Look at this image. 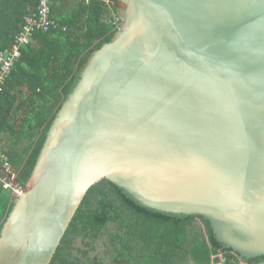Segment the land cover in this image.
I'll return each instance as SVG.
<instances>
[{
  "label": "water",
  "instance_id": "1",
  "mask_svg": "<svg viewBox=\"0 0 264 264\" xmlns=\"http://www.w3.org/2000/svg\"><path fill=\"white\" fill-rule=\"evenodd\" d=\"M117 9L121 27L83 66L1 228L0 264H51L103 179L205 217L241 261L264 264V0Z\"/></svg>",
  "mask_w": 264,
  "mask_h": 264
},
{
  "label": "trees",
  "instance_id": "2",
  "mask_svg": "<svg viewBox=\"0 0 264 264\" xmlns=\"http://www.w3.org/2000/svg\"><path fill=\"white\" fill-rule=\"evenodd\" d=\"M117 1L82 0L68 12L52 0L51 17L59 26L36 32L21 48L0 93V168L9 162L21 187L83 66L121 27ZM38 3L0 0V50L12 46ZM16 200L0 183V231ZM221 254L225 264L241 261L205 217L148 207L103 179L88 191L51 264H217ZM246 260L257 264L262 257Z\"/></svg>",
  "mask_w": 264,
  "mask_h": 264
},
{
  "label": "built area",
  "instance_id": "3",
  "mask_svg": "<svg viewBox=\"0 0 264 264\" xmlns=\"http://www.w3.org/2000/svg\"><path fill=\"white\" fill-rule=\"evenodd\" d=\"M52 0H39L34 11L25 16L20 33L9 49L0 50V93L11 74L16 61L21 57V48L28 44L38 31L48 32L59 26V22L51 17ZM0 183L4 188L10 189L12 195L19 196L18 187H23L16 181V174L10 163H4L0 168ZM17 193L19 195H17ZM238 264V263H235Z\"/></svg>",
  "mask_w": 264,
  "mask_h": 264
},
{
  "label": "crops",
  "instance_id": "4",
  "mask_svg": "<svg viewBox=\"0 0 264 264\" xmlns=\"http://www.w3.org/2000/svg\"><path fill=\"white\" fill-rule=\"evenodd\" d=\"M82 0H59V7H63L68 12L75 7V5ZM9 49V48H8Z\"/></svg>",
  "mask_w": 264,
  "mask_h": 264
},
{
  "label": "rangeland",
  "instance_id": "5",
  "mask_svg": "<svg viewBox=\"0 0 264 264\" xmlns=\"http://www.w3.org/2000/svg\"><path fill=\"white\" fill-rule=\"evenodd\" d=\"M106 18H109V15ZM5 140H6V138L3 137V142H1V143L4 144V143H7L8 142V140L6 142H5ZM16 177H17V174H16ZM18 192H19V194L22 192V189L20 187H18ZM19 194L17 193V195H19ZM220 256H221L222 261L220 263H217V264H225L224 263V259H225L224 255L221 254ZM237 263L238 264H248L246 261H240V262H237Z\"/></svg>",
  "mask_w": 264,
  "mask_h": 264
},
{
  "label": "clouds",
  "instance_id": "6",
  "mask_svg": "<svg viewBox=\"0 0 264 264\" xmlns=\"http://www.w3.org/2000/svg\"><path fill=\"white\" fill-rule=\"evenodd\" d=\"M6 163V162H5ZM9 163V162H8ZM4 165V164H3ZM3 165H2V167H3ZM18 197V196H17Z\"/></svg>",
  "mask_w": 264,
  "mask_h": 264
}]
</instances>
